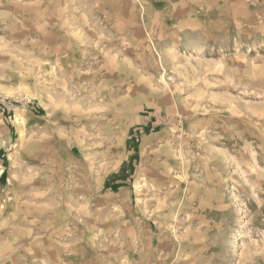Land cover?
<instances>
[{
  "label": "rangeland",
  "instance_id": "1",
  "mask_svg": "<svg viewBox=\"0 0 264 264\" xmlns=\"http://www.w3.org/2000/svg\"><path fill=\"white\" fill-rule=\"evenodd\" d=\"M236 2L221 1L225 16L243 15L259 27V38L254 30L253 54L239 65L182 61L183 65H148L144 77L132 69L125 71L136 74L132 80L147 82L151 95L164 89L170 99L166 110H151L152 132H159L149 142L154 144L155 138L163 142L152 155L148 150L140 161L136 156L135 174L140 180L131 182L139 195L132 204L141 205L157 221L153 231L160 234L158 247L141 246L129 254L124 247L114 249L111 230H92L91 221H82L77 212L86 206L92 209L91 200L69 196L66 188L74 183L62 180L58 168L45 171L43 153H50L56 162L54 158L62 157L60 148L75 135L99 145L101 153L103 146L108 149L122 142L123 136L115 134L117 127L123 128L121 119L109 117L107 109L96 108L99 113H93L89 100L92 87L94 93L108 94L110 83L92 86L83 77L86 71L55 70L45 79L43 69L30 68L33 65H21L23 69L0 65L4 151L0 159L8 164H3L7 177L18 179L4 188L0 198V264H264V0ZM247 31H242L244 40ZM48 86L65 100L48 103L57 110L44 113L37 127L27 119V108L35 106L30 96ZM97 105L102 109L107 104ZM44 125L54 144L39 150ZM74 128L79 129L76 134ZM138 130L136 136H142ZM104 159L94 155V163L101 165L91 170L85 163L83 172L101 180L107 171ZM30 175L35 177L27 182ZM50 179L53 189L48 191L44 188ZM107 219L103 217L101 224ZM86 244L98 252L89 261ZM75 253L81 261L73 259Z\"/></svg>",
  "mask_w": 264,
  "mask_h": 264
},
{
  "label": "crops",
  "instance_id": "2",
  "mask_svg": "<svg viewBox=\"0 0 264 264\" xmlns=\"http://www.w3.org/2000/svg\"><path fill=\"white\" fill-rule=\"evenodd\" d=\"M221 1L0 0V65H18L19 69L24 68L21 65H33L30 68L43 69L45 79L53 77L55 70L65 74L86 71L88 73L83 77L90 80L92 86L100 81L110 83L108 94L94 93L92 87L89 100L93 113L107 109L109 117L121 119L123 128L117 127L115 134L116 138L120 134L123 136L120 138L123 143L110 144L108 149L103 146L101 149L109 152L101 153L99 145L84 142L75 135L68 143L61 139L67 145L62 144L60 148L63 158H54L56 162H52L50 153L44 152L43 156L46 172L52 173L58 168L63 174L62 180L73 181L71 187L65 186L70 191L69 196L91 200L92 209L86 206L77 212L83 217L82 221H91L92 230H111L114 249L124 247V252L129 254L141 246L160 245V234L158 230L153 231L157 221L151 218L152 213L142 209L141 205L132 204L139 195L135 194L131 182L140 180L135 174L136 156L140 161L144 151L149 150L152 155L163 142L157 138L154 144L149 142L152 134L159 132H152L151 110H166L170 101L164 89L156 96L151 95L147 82L134 81L131 77L136 74L125 71L132 69L144 77L148 65H183L182 61H186L185 65H239L241 60L253 54L254 30L259 38L258 22L245 20L243 15L240 19L225 16L226 8H222ZM230 1L237 3V0ZM245 28L248 30L246 40L242 32ZM51 89L48 86L30 96L36 107L27 108V119L34 126L41 127L43 115L49 109L57 110L51 109L48 103L65 100L56 97ZM100 102L107 105L98 109ZM77 128L73 133L78 132ZM42 129L44 136L37 141L38 149H51L53 138L46 132V125ZM137 129L144 132L142 136H136ZM122 151L123 156L120 155ZM98 154L105 157L102 165L107 167L104 176L99 177L101 180L83 172L85 163L91 165V170L101 165L94 163V155ZM2 156L4 151L0 146V158ZM142 159L139 165H142ZM5 162L0 159L1 199L4 188L18 180L7 177ZM34 177L27 176V182ZM51 181L44 189H53ZM77 202L84 206V202ZM33 211L34 207L31 208ZM107 216L109 219L101 224V219ZM34 242L28 241V244ZM78 245L81 243H76V247ZM86 247L89 261L98 252L88 244ZM77 255L75 253L73 259L81 261L82 257Z\"/></svg>",
  "mask_w": 264,
  "mask_h": 264
},
{
  "label": "bare ground",
  "instance_id": "3",
  "mask_svg": "<svg viewBox=\"0 0 264 264\" xmlns=\"http://www.w3.org/2000/svg\"><path fill=\"white\" fill-rule=\"evenodd\" d=\"M184 93V92H183ZM188 95V94H187ZM189 96V95H188ZM187 99V98H186ZM192 100V99H191ZM263 201V200H262ZM263 209V208H262ZM254 221V220H253Z\"/></svg>",
  "mask_w": 264,
  "mask_h": 264
}]
</instances>
